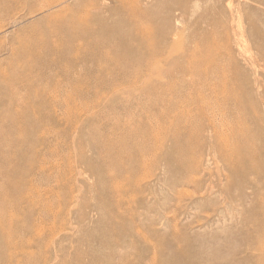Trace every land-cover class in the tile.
Wrapping results in <instances>:
<instances>
[{
    "label": "rangeland",
    "instance_id": "374dc122",
    "mask_svg": "<svg viewBox=\"0 0 264 264\" xmlns=\"http://www.w3.org/2000/svg\"><path fill=\"white\" fill-rule=\"evenodd\" d=\"M0 264H264V0H0Z\"/></svg>",
    "mask_w": 264,
    "mask_h": 264
},
{
    "label": "bare ground",
    "instance_id": "6f19581e",
    "mask_svg": "<svg viewBox=\"0 0 264 264\" xmlns=\"http://www.w3.org/2000/svg\"><path fill=\"white\" fill-rule=\"evenodd\" d=\"M2 5V4H1ZM69 24V23H68ZM66 29H68V30H70V31H74L75 30V28L72 26V27H67V28H65L63 25H59V26H57L56 27V30L59 32V33H63L62 35H61V37L63 36V37H66V35H68L67 33H66ZM62 30V31H61ZM77 30V29H76ZM21 46V45H20ZM27 46V45H26ZM58 47H60V46H58ZM28 48V47H27ZM27 48H24V49H21L20 50V48H19V50H20V52H22V53H25V52H28V49ZM30 48V47H29Z\"/></svg>",
    "mask_w": 264,
    "mask_h": 264
}]
</instances>
